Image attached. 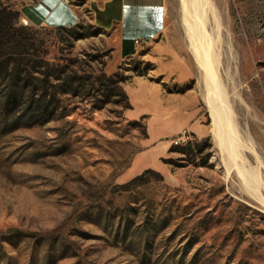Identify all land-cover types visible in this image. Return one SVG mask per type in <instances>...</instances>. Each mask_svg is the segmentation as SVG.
<instances>
[{"label":"rangeland","instance_id":"1","mask_svg":"<svg viewBox=\"0 0 264 264\" xmlns=\"http://www.w3.org/2000/svg\"><path fill=\"white\" fill-rule=\"evenodd\" d=\"M34 1L0 0L17 10L6 21L50 56H77L78 70L126 76L131 107L75 97L64 117L0 134V264H264V202L226 168L211 137L182 0H165L153 41L126 39L121 51L88 15L79 22L85 36L68 47L64 32L23 20L20 8L53 12ZM218 6L228 45L219 71L236 93L248 167L264 183V0ZM146 168L162 179L121 186Z\"/></svg>","mask_w":264,"mask_h":264},{"label":"trees","instance_id":"2","mask_svg":"<svg viewBox=\"0 0 264 264\" xmlns=\"http://www.w3.org/2000/svg\"><path fill=\"white\" fill-rule=\"evenodd\" d=\"M10 14L15 16L17 10L0 6V134L64 117L71 110L68 101L75 97L97 99L94 107L109 102L119 103L123 109L131 107L122 86L126 76L117 71L107 74L102 67L95 71L79 68L80 72L77 56H50L42 41L25 31L26 27L6 21ZM80 27L78 22L52 29L64 32L68 47H72L74 41L85 36ZM148 174L162 179L158 171L146 168L121 186L126 189L144 183Z\"/></svg>","mask_w":264,"mask_h":264},{"label":"bare ground","instance_id":"3","mask_svg":"<svg viewBox=\"0 0 264 264\" xmlns=\"http://www.w3.org/2000/svg\"><path fill=\"white\" fill-rule=\"evenodd\" d=\"M218 7V0H182L187 48L200 69L201 96L210 119L209 132L221 151V160L227 169L232 168L241 176L249 195L264 202L261 191L264 183L259 173L248 167L245 158V151L251 149L248 136L238 125L233 109V95L236 93L229 90L219 71L228 45ZM225 74L228 75L227 71Z\"/></svg>","mask_w":264,"mask_h":264},{"label":"crops","instance_id":"4","mask_svg":"<svg viewBox=\"0 0 264 264\" xmlns=\"http://www.w3.org/2000/svg\"><path fill=\"white\" fill-rule=\"evenodd\" d=\"M38 1H42V9L53 3V12L42 11L38 14L35 10L24 12L20 8L19 11L24 21L33 25L71 26L88 15L96 26L112 30L117 36L119 51L124 49L126 39H132L134 45L140 46L150 43L163 31L166 22L165 0ZM135 51L136 48H133L129 53H123L122 56H130Z\"/></svg>","mask_w":264,"mask_h":264},{"label":"built area","instance_id":"5","mask_svg":"<svg viewBox=\"0 0 264 264\" xmlns=\"http://www.w3.org/2000/svg\"><path fill=\"white\" fill-rule=\"evenodd\" d=\"M135 42H137V40H135Z\"/></svg>","mask_w":264,"mask_h":264}]
</instances>
